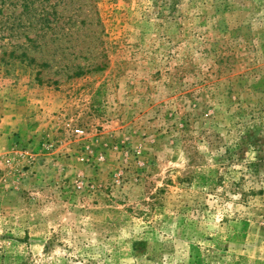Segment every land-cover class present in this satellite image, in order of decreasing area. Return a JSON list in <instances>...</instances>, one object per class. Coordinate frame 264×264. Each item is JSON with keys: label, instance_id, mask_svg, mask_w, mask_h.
<instances>
[{"label": "rangeland", "instance_id": "rangeland-1", "mask_svg": "<svg viewBox=\"0 0 264 264\" xmlns=\"http://www.w3.org/2000/svg\"><path fill=\"white\" fill-rule=\"evenodd\" d=\"M0 264H264V0H0Z\"/></svg>", "mask_w": 264, "mask_h": 264}, {"label": "built area", "instance_id": "built-area-1", "mask_svg": "<svg viewBox=\"0 0 264 264\" xmlns=\"http://www.w3.org/2000/svg\"><path fill=\"white\" fill-rule=\"evenodd\" d=\"M75 134H76L77 136H80V135L82 134V130H81L80 128L76 129V130H75Z\"/></svg>", "mask_w": 264, "mask_h": 264}]
</instances>
